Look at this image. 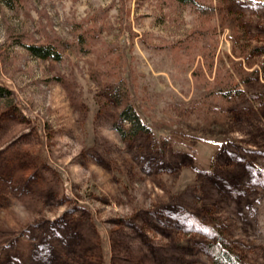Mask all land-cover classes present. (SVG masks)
<instances>
[{
	"label": "rangeland",
	"instance_id": "374dc122",
	"mask_svg": "<svg viewBox=\"0 0 264 264\" xmlns=\"http://www.w3.org/2000/svg\"><path fill=\"white\" fill-rule=\"evenodd\" d=\"M195 1L0 2V264H264V0Z\"/></svg>",
	"mask_w": 264,
	"mask_h": 264
},
{
	"label": "trees",
	"instance_id": "16d2710c",
	"mask_svg": "<svg viewBox=\"0 0 264 264\" xmlns=\"http://www.w3.org/2000/svg\"><path fill=\"white\" fill-rule=\"evenodd\" d=\"M184 3H195V0H179ZM3 4L7 6H12L14 0H0ZM26 49L36 55L39 58L46 57H54L57 58L60 54V51L55 47L52 43L45 44H26ZM115 93L117 97L123 100L124 104L120 110V118L127 121L128 131L137 132V131H147L149 128L145 125L136 109L134 108L133 98L128 95L127 88L122 84V82L116 83L115 85ZM5 92V88L0 85V95ZM221 240V239H220ZM225 246L220 243V241L211 245V250L214 254L215 259L219 262V264H240V260L232 254L229 250L224 248Z\"/></svg>",
	"mask_w": 264,
	"mask_h": 264
}]
</instances>
